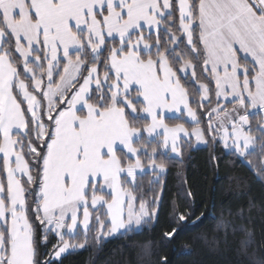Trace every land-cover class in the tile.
Returning a JSON list of instances; mask_svg holds the SVG:
<instances>
[{"label":"snow or ice","instance_id":"obj_1","mask_svg":"<svg viewBox=\"0 0 264 264\" xmlns=\"http://www.w3.org/2000/svg\"><path fill=\"white\" fill-rule=\"evenodd\" d=\"M249 109L264 110V0H0V264H63L90 239L150 224L157 198L137 179L165 172L157 148L180 157L181 134L207 143L211 130L247 157ZM184 110L191 132L165 122Z\"/></svg>","mask_w":264,"mask_h":264},{"label":"trees","instance_id":"obj_2","mask_svg":"<svg viewBox=\"0 0 264 264\" xmlns=\"http://www.w3.org/2000/svg\"><path fill=\"white\" fill-rule=\"evenodd\" d=\"M196 88L192 82L190 91ZM190 102L201 129H207V110L196 108L195 96ZM142 117L149 121L145 114ZM249 121L256 149L245 158L228 152L210 130L205 132L204 147L196 148L192 140L182 142L180 157L158 147L156 156L166 164L165 173L146 172L137 179L139 195L149 202L157 198L156 222L102 243L90 239L85 248L62 257L63 264H264V174L258 168L264 163L259 144L264 120L261 113H249ZM165 122L194 127L184 116ZM142 137L148 145L157 143L146 132ZM181 213L186 220L178 219ZM33 223L42 230L38 220ZM173 230L176 235L169 240L165 233ZM81 237L78 234L77 239ZM58 243L50 232L41 252L51 253Z\"/></svg>","mask_w":264,"mask_h":264},{"label":"crops","instance_id":"obj_3","mask_svg":"<svg viewBox=\"0 0 264 264\" xmlns=\"http://www.w3.org/2000/svg\"><path fill=\"white\" fill-rule=\"evenodd\" d=\"M249 113H261L262 116H263V120H264V110H261V109H249ZM249 113H248V115H249ZM145 115H146V114H145ZM180 116H184L185 119H186L191 125H194V126H195V122L192 120L191 117H189V116L187 115L186 110H184V111H182V112H166V113L164 114V118H178V117H180ZM146 117H147V116H146ZM147 118H148V120H149V122H150V118H149V117H147ZM208 118H209V120H210V117H209V116H208ZM213 127H216V125L213 124ZM246 128H249V125H247ZM229 130H231V129H230V126H229ZM189 131L191 132L192 130H189ZM210 134H211L212 137H215L219 142H221L222 145H223V147H224L228 152H234V153H235L234 149H233L231 146H229V147H225V144H224L223 140L221 139V137H222V135H223L222 132H212V131L210 130ZM150 138H155V137H150ZM204 139H205V136H204ZM189 140H192V141L194 142V140H193V136H191V138H188V137H184L183 134H181L180 144H181L182 142H184V141H189ZM205 141H206V139H205ZM194 143H195V142H194ZM206 144H207V143H205L204 146H206ZM229 145H231V141H230V140H229ZM204 146H203V147H204ZM118 149H119V150H122V151H124V152H126V149H123L122 146H118ZM253 149H254V150L256 149V144H254V146L249 150V153L252 152V151H254ZM165 150H167L168 152L171 153L170 149H165ZM171 154H172L173 156L177 157L174 153H171ZM236 154H237V153H236ZM237 155H238V154H237ZM238 156H239V155H238ZM239 157H241V156H239ZM241 158H244V157H241ZM132 159H134V157H133ZM157 171L159 172L158 169H157ZM146 172H152V171H151V169H149V168H145L144 171H143V173H138V175L144 174V173H146ZM164 173H165V172H164Z\"/></svg>","mask_w":264,"mask_h":264},{"label":"rangeland","instance_id":"obj_4","mask_svg":"<svg viewBox=\"0 0 264 264\" xmlns=\"http://www.w3.org/2000/svg\"><path fill=\"white\" fill-rule=\"evenodd\" d=\"M193 140H194V142H195V143H194V146H195L196 148H201V147H203L204 144H205V142H203V141H197L194 135H193ZM204 140H205V139H204ZM250 149H251V148H250ZM250 149H249V150H250ZM253 150H254V149H253ZM244 158H245V157H244ZM0 159H2V154H0ZM146 168H147V167H146ZM138 173H140V172H138ZM0 175H2V173H0ZM157 204H158V202H157ZM158 210H159V207H158ZM90 211H93L94 214H93L92 218L90 219L89 227H90V228H95V226H96L95 211H94V210H91V209H90ZM104 211H106V209H104ZM99 214L101 215V218H104V217H103V211L100 212ZM157 217H158V211H157L156 215L152 218V221H151L150 224H154V223L156 222V220H157ZM146 225H149V224H143V225H141L138 229H136V230H134V231H139V230H141V229H142L144 226H146ZM53 233L56 234L54 231H53ZM82 233H83V229H82V227H81V226H78L77 232H76L74 235L77 237L78 234L82 235ZM123 233H125V230H121V232H119V233H117V234H115V235H113V236H111V237H106L103 241H107V240L112 239V238H114V237H117L118 235L123 234ZM57 237H58V236H57ZM58 239H59V238H58ZM73 250H76V249H70L67 253L63 254L62 257H64L66 254H68L69 252H71V251H73ZM62 257H61V258H62Z\"/></svg>","mask_w":264,"mask_h":264}]
</instances>
